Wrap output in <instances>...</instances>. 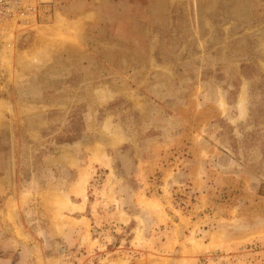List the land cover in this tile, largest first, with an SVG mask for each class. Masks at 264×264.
Here are the masks:
<instances>
[{
    "label": "rangeland",
    "instance_id": "rangeland-1",
    "mask_svg": "<svg viewBox=\"0 0 264 264\" xmlns=\"http://www.w3.org/2000/svg\"><path fill=\"white\" fill-rule=\"evenodd\" d=\"M0 264H264V0H0Z\"/></svg>",
    "mask_w": 264,
    "mask_h": 264
}]
</instances>
